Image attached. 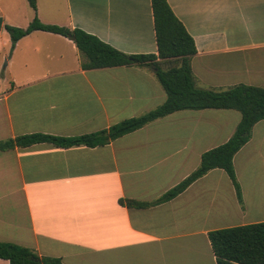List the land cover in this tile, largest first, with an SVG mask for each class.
<instances>
[{
  "label": "crops",
  "instance_id": "0c3cea01",
  "mask_svg": "<svg viewBox=\"0 0 264 264\" xmlns=\"http://www.w3.org/2000/svg\"><path fill=\"white\" fill-rule=\"evenodd\" d=\"M35 1L29 12L27 0H0V31L37 15L127 54L156 52L151 0ZM167 1L194 39L196 86H264V0ZM2 61L0 141L95 132L166 99L151 67L83 68L75 43L50 31L0 43ZM240 117L234 109H181L104 145L0 149V241L64 264H217L210 230L264 220V119L233 157L242 201L222 168L162 203L136 208L120 199L158 198L199 165L202 152L225 142ZM251 155L259 171L245 168Z\"/></svg>",
  "mask_w": 264,
  "mask_h": 264
},
{
  "label": "trees",
  "instance_id": "16d2710c",
  "mask_svg": "<svg viewBox=\"0 0 264 264\" xmlns=\"http://www.w3.org/2000/svg\"><path fill=\"white\" fill-rule=\"evenodd\" d=\"M27 1L31 8L36 10V1ZM151 6L157 47L155 53L127 54L81 28L43 23L37 15H34L26 27L4 24L12 46L18 39L37 29L68 37L80 52L83 68L149 66L166 91V99L144 114L123 119L105 129L77 136L21 134L0 141V149L23 147L39 142H50L61 147L77 144L93 147L109 143L155 118L177 110L234 109L241 117L231 136L225 142L202 152L199 165L184 179L152 201L121 198L120 203L128 207L145 208L168 201L213 168L225 170L238 200L242 201L233 157L249 140L253 125L264 119V86L245 83L219 89L196 86L191 68L192 56L197 51L193 37L174 14L167 0H151ZM208 238L217 264H264V220L210 230ZM0 258L6 259L9 264H64L59 257L39 255L34 249L13 242L0 241Z\"/></svg>",
  "mask_w": 264,
  "mask_h": 264
},
{
  "label": "rangeland",
  "instance_id": "374dc122",
  "mask_svg": "<svg viewBox=\"0 0 264 264\" xmlns=\"http://www.w3.org/2000/svg\"><path fill=\"white\" fill-rule=\"evenodd\" d=\"M25 9H26V11H29V12L32 11V8H31V6L29 5L28 2L25 4ZM10 41H11V39H10L9 32L7 30H5V29H2L0 31V43H5V42L10 43ZM3 64H4V61H2V63H0L1 66ZM256 162L257 161L255 160V157L251 155L249 157V165H248V162L245 163V168H247V170H251L253 168V169L259 171V167L256 166V164H257Z\"/></svg>",
  "mask_w": 264,
  "mask_h": 264
},
{
  "label": "water",
  "instance_id": "95a60500",
  "mask_svg": "<svg viewBox=\"0 0 264 264\" xmlns=\"http://www.w3.org/2000/svg\"><path fill=\"white\" fill-rule=\"evenodd\" d=\"M1 21H2V17L0 16V27H1Z\"/></svg>",
  "mask_w": 264,
  "mask_h": 264
}]
</instances>
